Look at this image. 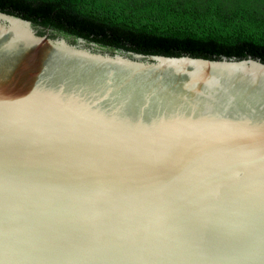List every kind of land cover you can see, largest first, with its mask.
<instances>
[{"label":"water","instance_id":"1","mask_svg":"<svg viewBox=\"0 0 264 264\" xmlns=\"http://www.w3.org/2000/svg\"><path fill=\"white\" fill-rule=\"evenodd\" d=\"M41 31L0 11V264H264V61Z\"/></svg>","mask_w":264,"mask_h":264},{"label":"trees","instance_id":"2","mask_svg":"<svg viewBox=\"0 0 264 264\" xmlns=\"http://www.w3.org/2000/svg\"><path fill=\"white\" fill-rule=\"evenodd\" d=\"M0 11L109 50L264 61V0H0Z\"/></svg>","mask_w":264,"mask_h":264},{"label":"flooded vegetation","instance_id":"3","mask_svg":"<svg viewBox=\"0 0 264 264\" xmlns=\"http://www.w3.org/2000/svg\"><path fill=\"white\" fill-rule=\"evenodd\" d=\"M53 34H54V33H53ZM53 34H52V35H53ZM53 36H57L56 33H55Z\"/></svg>","mask_w":264,"mask_h":264}]
</instances>
